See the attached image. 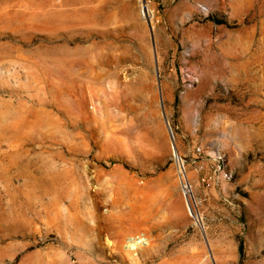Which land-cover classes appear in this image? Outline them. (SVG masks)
Here are the masks:
<instances>
[{"label": "rangeland", "instance_id": "obj_1", "mask_svg": "<svg viewBox=\"0 0 264 264\" xmlns=\"http://www.w3.org/2000/svg\"><path fill=\"white\" fill-rule=\"evenodd\" d=\"M0 264H264V0H0Z\"/></svg>", "mask_w": 264, "mask_h": 264}, {"label": "built area", "instance_id": "obj_2", "mask_svg": "<svg viewBox=\"0 0 264 264\" xmlns=\"http://www.w3.org/2000/svg\"><path fill=\"white\" fill-rule=\"evenodd\" d=\"M139 15L142 19L144 20L147 19L148 10L146 9L145 4L140 3ZM193 153L194 155H200L202 154V150L200 147L196 146L193 148ZM171 156L173 158L176 178L181 196L183 197V200L190 199L191 185L187 177L185 165L182 159L178 156V154L174 152V149H172V147H171ZM216 160L218 165L215 168H213L210 173H206L205 175L199 178L200 184L206 189L214 188L218 186L221 182L228 180L230 177L229 173L219 164L220 162L222 163L221 157L218 156ZM201 168L202 167L196 165V163L193 165L194 171H198ZM136 238H140V237H136ZM140 245L141 244H139L137 247H139Z\"/></svg>", "mask_w": 264, "mask_h": 264}, {"label": "bare ground", "instance_id": "obj_3", "mask_svg": "<svg viewBox=\"0 0 264 264\" xmlns=\"http://www.w3.org/2000/svg\"><path fill=\"white\" fill-rule=\"evenodd\" d=\"M173 148V147H172ZM188 203V202H187ZM188 206L186 205V209L188 211L189 214H191V208H190V205L188 203ZM190 209V211H189ZM191 216V215H190ZM193 217V216H192ZM125 245L127 246V250L128 251H133V249H135L139 244H143L145 243L144 239L143 238H134L132 236H129L125 239ZM124 246V245H123ZM133 254V253H132Z\"/></svg>", "mask_w": 264, "mask_h": 264}]
</instances>
